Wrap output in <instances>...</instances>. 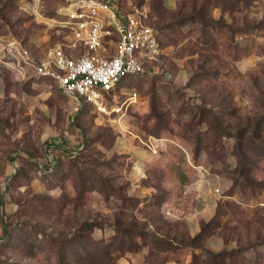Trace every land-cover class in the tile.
Instances as JSON below:
<instances>
[{
  "label": "rangeland",
  "instance_id": "1",
  "mask_svg": "<svg viewBox=\"0 0 264 264\" xmlns=\"http://www.w3.org/2000/svg\"><path fill=\"white\" fill-rule=\"evenodd\" d=\"M63 3L0 0V41L60 45ZM119 5L159 41L120 113L1 74L0 264H264V0Z\"/></svg>",
  "mask_w": 264,
  "mask_h": 264
},
{
  "label": "built area",
  "instance_id": "2",
  "mask_svg": "<svg viewBox=\"0 0 264 264\" xmlns=\"http://www.w3.org/2000/svg\"><path fill=\"white\" fill-rule=\"evenodd\" d=\"M60 13L68 30L64 45L39 57L22 42L8 41L0 48V70H8L18 80L28 72L53 80L71 97L72 118L85 105L107 114L120 113L122 107L114 102L120 82L144 71L143 59L158 50L157 30L138 8H123L119 0H64ZM65 46H79L82 53L69 55Z\"/></svg>",
  "mask_w": 264,
  "mask_h": 264
},
{
  "label": "crops",
  "instance_id": "3",
  "mask_svg": "<svg viewBox=\"0 0 264 264\" xmlns=\"http://www.w3.org/2000/svg\"><path fill=\"white\" fill-rule=\"evenodd\" d=\"M67 40V38L65 37V40L60 44V45H64V43H65V41ZM6 41V42H5ZM5 41H0V48H1V46L4 44V43H7L8 42V40H5ZM11 41H19V40H11ZM30 42H34V43H36V45H37V47L36 46H34L33 45V47L34 48H36L37 49V51L35 52L39 57H43V56H47V55H49V54H51L52 53V51L56 48V47H59L60 45H54V46H50L46 51L45 50H43L42 49V47H41V44H40V42L41 41H37V40H35V39H33V38H31L30 39ZM40 50V51H39ZM70 49L69 48H67L66 46H65V48H64V51L66 52V53H70V51H69ZM4 70L5 69H2V70H0V93H3L4 92V90H5V85H4V82H3V79H2V76H1V74H4L3 72H4ZM6 71H8V70H6ZM8 73H9V71H8ZM11 73V72H10ZM9 73V74H10ZM11 75H12V73H11ZM33 77H36V78H38V79H40L41 77H38V76H35L34 74H33V72H28V75L26 76V77H24V78H22V79H16L15 77V79L16 80H18V81H27V80H30V79H32ZM42 78H47V77H42Z\"/></svg>",
  "mask_w": 264,
  "mask_h": 264
},
{
  "label": "trees",
  "instance_id": "4",
  "mask_svg": "<svg viewBox=\"0 0 264 264\" xmlns=\"http://www.w3.org/2000/svg\"><path fill=\"white\" fill-rule=\"evenodd\" d=\"M241 153H242V152H241ZM244 158H245V157H244ZM90 226L92 227V226H94V224H93V223H90V224H89V227H90ZM91 227H90V228H91ZM90 228H89V229H90ZM3 231H4L3 239H6V238L9 236V229H8V227H7L6 225L4 226ZM0 240H1V239H0Z\"/></svg>",
  "mask_w": 264,
  "mask_h": 264
}]
</instances>
